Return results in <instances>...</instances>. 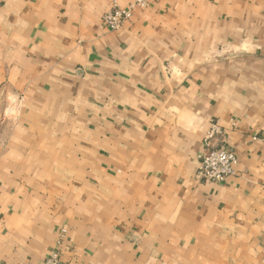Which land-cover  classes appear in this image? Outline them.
<instances>
[{"label": "crops", "instance_id": "0c3cea01", "mask_svg": "<svg viewBox=\"0 0 264 264\" xmlns=\"http://www.w3.org/2000/svg\"><path fill=\"white\" fill-rule=\"evenodd\" d=\"M113 1L0 0V264H264V0Z\"/></svg>", "mask_w": 264, "mask_h": 264}, {"label": "built area", "instance_id": "2783aa9c", "mask_svg": "<svg viewBox=\"0 0 264 264\" xmlns=\"http://www.w3.org/2000/svg\"><path fill=\"white\" fill-rule=\"evenodd\" d=\"M145 0H135L127 8L118 6L117 0L113 1L110 11L102 16L103 26L111 31H119L133 17L136 9L145 8ZM225 134L218 125H213L205 137V143L210 146L211 142ZM238 159L234 151L227 147L211 148L200 157L199 176L208 183L224 184L227 179L234 176ZM44 264H62L59 251L52 253Z\"/></svg>", "mask_w": 264, "mask_h": 264}]
</instances>
